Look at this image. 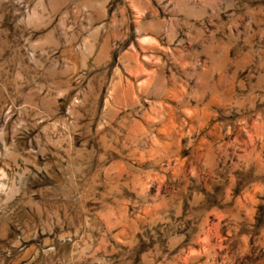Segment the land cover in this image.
Segmentation results:
<instances>
[{
    "label": "rangeland",
    "instance_id": "1",
    "mask_svg": "<svg viewBox=\"0 0 264 264\" xmlns=\"http://www.w3.org/2000/svg\"><path fill=\"white\" fill-rule=\"evenodd\" d=\"M247 9L264 18V0H0V151L30 161L28 195L0 201V264H264ZM205 156L224 171L198 183Z\"/></svg>",
    "mask_w": 264,
    "mask_h": 264
},
{
    "label": "clouds",
    "instance_id": "2",
    "mask_svg": "<svg viewBox=\"0 0 264 264\" xmlns=\"http://www.w3.org/2000/svg\"><path fill=\"white\" fill-rule=\"evenodd\" d=\"M188 2L192 6H199L204 4L206 0H188ZM247 8V5H245ZM245 16L247 19L246 27L251 29L253 24L257 25H264V18L260 16L254 15L251 9H247L245 12ZM264 31V28L261 29ZM262 66H264V59L261 60ZM4 133L0 131V137H2ZM262 140V147H264V137H261ZM193 145V141L191 137L188 140V147L191 148ZM18 160H24L25 165L30 163V161L25 160L22 155L19 153H15L12 149L5 145L3 150L0 151V201L7 203L12 199H15L17 196L28 195L27 192V176L30 175V170L27 167L21 168L20 164L17 163ZM215 171H224V169H218L215 167L213 163L209 162V158L207 156L203 157L202 159H198L194 161L193 166L190 168V175L191 177H195L197 182L202 175L210 174ZM55 195V194H54ZM138 199L146 200L148 198L147 193H138ZM87 221H85V224ZM84 226L83 224L81 225ZM91 227V225H88ZM71 239V237H69ZM79 248V244L76 245ZM89 247L87 241L85 242V250ZM85 250H81L83 254ZM54 251V250H50ZM94 255V253H93ZM125 259H127V254H123ZM143 252L137 251L132 259L135 260L136 264H143ZM119 261V258H117ZM119 264H123V262H119Z\"/></svg>",
    "mask_w": 264,
    "mask_h": 264
}]
</instances>
